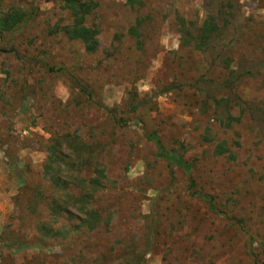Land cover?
<instances>
[{
	"label": "rangeland",
	"instance_id": "374dc122",
	"mask_svg": "<svg viewBox=\"0 0 264 264\" xmlns=\"http://www.w3.org/2000/svg\"><path fill=\"white\" fill-rule=\"evenodd\" d=\"M74 1L0 0V264H260L264 0Z\"/></svg>",
	"mask_w": 264,
	"mask_h": 264
},
{
	"label": "trees",
	"instance_id": "16d2710c",
	"mask_svg": "<svg viewBox=\"0 0 264 264\" xmlns=\"http://www.w3.org/2000/svg\"><path fill=\"white\" fill-rule=\"evenodd\" d=\"M64 7L67 9H73L75 1L74 0H64ZM85 8V12H86ZM80 13V12H77ZM76 14V13H75ZM28 16L26 15V19ZM24 19V15L21 11L16 10L13 11L12 13H8L5 16L0 17V31H2L6 27H15L20 21ZM215 27V24L210 21L207 23V26L205 25L201 30H200V42L199 45H202L205 43V41L209 38L208 35L213 31ZM132 30V28H131ZM64 34L67 39L69 40H79L82 43H88L87 49L88 50H93L92 49V43L94 41V35L95 32L94 30H90L89 28H86L85 26L82 25L81 19L74 21L73 25L71 27H67L64 30ZM148 140L152 141L156 147V156L160 159H163L167 164H172L178 169H181L187 176V184H188V189L193 187V182L189 176V169H190V164L187 162L183 161L181 156L178 154H175L174 152L171 151H163L161 148L158 138L155 137L154 135H149L146 137ZM218 147H221V145H218ZM222 150L220 149V153ZM98 175L101 176L102 171L98 170ZM91 186H100L98 180L94 179L90 182ZM191 195H194L198 197L200 200L205 201L207 205L210 206V200L206 196H202L201 194L192 191ZM74 199V198H73ZM89 195L88 194H81L79 198H77L75 201L76 203L74 206L77 207V211H85L84 206L88 205L89 203ZM90 219L89 221L83 222L84 224H89V223H94L95 217L93 214H90ZM92 226H88V229H91ZM260 264H264V261H262Z\"/></svg>",
	"mask_w": 264,
	"mask_h": 264
}]
</instances>
